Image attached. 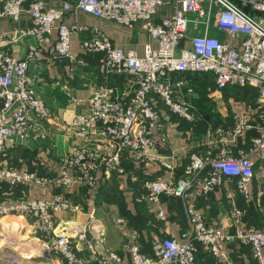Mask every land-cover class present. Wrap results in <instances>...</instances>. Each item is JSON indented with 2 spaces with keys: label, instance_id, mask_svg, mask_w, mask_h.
<instances>
[{
  "label": "built area",
  "instance_id": "obj_1",
  "mask_svg": "<svg viewBox=\"0 0 264 264\" xmlns=\"http://www.w3.org/2000/svg\"><path fill=\"white\" fill-rule=\"evenodd\" d=\"M61 8H53L41 0H5L3 16L18 22L22 11L29 15L28 28L14 27L0 32V156L5 157L12 139L37 140L41 130L53 118L46 100L37 93L36 85L44 82L31 76V64L39 69L49 64L60 65L80 60L71 53L75 36H83L80 48L84 55L97 57L98 74L107 81L112 77L125 80L126 93L114 96L111 89L100 86L87 98L88 113L74 117L70 127L81 142L60 161L53 175H40L28 168L15 169L0 163V185L8 188L39 186L55 190L50 199L25 197L0 201V220L8 217L31 219L47 251L61 258L64 264H199L196 243H200L217 264H240L230 257L223 244L237 241L249 247L254 264H264V232L253 229L225 234L222 229L207 225L203 216L187 209L188 225L181 239L165 235L151 243V253L144 254L135 242V232L124 235L131 243L126 253L119 254L105 245L102 226H95V216L70 233L58 231V214L83 212L81 201L70 195L73 189L97 190L100 182L118 172L126 155L143 164L158 163L171 171L164 162L154 140L157 133L165 139V124L158 102L169 113L194 123L192 106L174 96L173 76L206 74L213 78L214 89L252 88L257 91V109L234 115L229 129H218L222 138L216 153H192L183 173L169 180H144L145 200L155 204L162 197L184 199L197 182L202 193L220 187L224 179H234L237 194L250 203L248 186L254 178L253 155L264 160V0H60ZM172 5L173 16L155 21L161 6ZM72 11H83L95 18L122 26L144 21L149 41L139 57L134 50L124 51L97 27L66 26L64 17ZM190 16L195 19L191 20ZM214 22L219 31L236 40L227 43L209 35ZM201 25L202 34L187 40L190 24ZM47 58L42 46L51 42ZM31 41V42H28ZM22 44L24 57L16 60L1 46ZM7 47V46H5ZM41 60V61H40ZM178 81L175 87H180ZM191 92V90H189ZM256 136L247 151L233 156L230 142L245 131ZM53 189V190H52ZM264 194V180L260 187ZM239 209L233 210L240 217ZM160 221L165 217L157 212ZM122 224V221H118ZM126 238V237H125ZM1 249V247H0ZM3 254V251H0Z\"/></svg>",
  "mask_w": 264,
  "mask_h": 264
},
{
  "label": "crops",
  "instance_id": "obj_2",
  "mask_svg": "<svg viewBox=\"0 0 264 264\" xmlns=\"http://www.w3.org/2000/svg\"><path fill=\"white\" fill-rule=\"evenodd\" d=\"M4 1L0 0V32L9 33L14 27L28 28L30 20L26 10L21 12L16 23L2 15L1 8ZM41 1L57 9L62 6L60 0ZM174 13L175 9L172 5L161 6L157 11L155 21L169 18ZM190 19L194 20L195 17L190 16ZM63 23L66 26L97 27L115 47L124 51L134 50L139 57L143 56L144 46L148 42L154 48L157 47L156 41H149L144 21H136L127 27L95 18L83 11H72L64 17ZM202 31L201 25L191 23L184 47L189 48V39L194 35L202 34ZM209 35L227 43L234 45L237 43L234 38L219 31L214 22L209 25ZM55 38L54 32L51 42L42 46L43 59L47 58ZM81 39L83 36L77 35L71 42V53L80 60L77 64L66 60L60 65L49 64L41 69L37 67L36 62L31 64V76L34 78L40 76L44 80L36 85V91L46 100L53 112V118L48 121L46 128L40 131L37 140L12 139L9 141L7 144L12 147H9L5 157L0 156V163L17 170L28 168L41 175H53L54 171L56 173L60 168L59 161L82 140L79 133L70 127V123L74 117L88 113L86 100L91 93L100 86L111 89L114 96H122L126 93L123 78L112 77L104 81L98 74V58L83 54L80 48ZM1 47L8 49V54L16 60L24 57L25 46L22 44L7 45L4 43ZM178 81H181L182 85L175 87ZM171 83L175 88L174 96L191 105L195 116L194 123L187 122L169 113L158 102L165 124V139L155 133L154 140L159 155L165 163L172 166V170H166L158 163L143 164L126 155L119 171L113 172L108 180L100 182L97 190L87 191V193L79 189L71 190L73 196L76 195L75 200L77 196L81 199L82 194L84 195L81 199V201L84 200L82 201L84 209L81 213L58 214V231L70 233L76 228H82L88 222L89 214L93 213L94 224L102 226L105 245L108 249L125 254L126 245L131 241L123 232L125 231L126 234L135 232L137 238L132 242L140 246L142 253L149 255L153 241L165 235L177 240L181 239V233L188 225L186 210L191 208L203 216L207 225L220 228L225 234H233L241 229L264 232V194L260 190L264 180V160H259L257 155L251 157L254 162V178L248 186L250 203H244L241 200L237 194L234 179H224L220 187L206 194L202 193L201 182H197L184 199L162 197L155 204H150L145 200V190L142 186L144 180L158 178L169 180L180 176L187 165L190 154L217 152L222 141L217 130L229 129L233 124L234 115L257 109L255 89L247 87L217 92L210 75L173 76ZM254 136H256L254 130L245 131L241 137L230 142L231 154L235 157L240 152L247 151ZM50 190L45 191L39 186L5 189L0 185V201L6 197L11 199L25 197L29 200L50 199L56 192L53 189V191ZM78 191H80L79 195H77ZM101 207H104L106 212L103 211L100 214ZM234 209L241 211L239 218L233 216ZM158 211L163 212L164 221L158 219ZM15 218L18 217L5 218L6 220L12 219L7 222V225L21 220V218L17 220ZM118 221H122V224ZM35 240V246L32 248L35 255L24 252L20 253L19 258L16 257L14 261L7 262L5 254H1L0 264H64L61 258L47 251L42 240L39 238ZM196 247L199 264H212L209 259L210 254L203 246L196 243ZM223 247L227 254L240 264H254L250 257L249 247L237 241L225 243Z\"/></svg>",
  "mask_w": 264,
  "mask_h": 264
},
{
  "label": "rangeland",
  "instance_id": "obj_3",
  "mask_svg": "<svg viewBox=\"0 0 264 264\" xmlns=\"http://www.w3.org/2000/svg\"><path fill=\"white\" fill-rule=\"evenodd\" d=\"M14 156V154L12 155ZM41 175V174H40ZM74 198L75 196L72 195ZM84 198V195L82 194V199ZM80 200L81 199H77ZM84 202V200H82ZM81 201V202H82ZM82 202V205H83ZM84 209V205H83ZM101 213L106 212L104 207H101ZM16 220L18 218H15ZM12 219H1L0 220V251H3V254L6 256V261L7 262H12L16 257L19 258L20 253H31L35 255L32 251V248H34V241L36 242L35 239H40V236L38 232L36 231L32 220L31 219H24L21 218L20 221L22 222H17L14 221L13 224L7 225V222H10ZM14 220V219H13ZM42 247V246H41ZM43 248H45L43 246ZM14 249V250H13ZM11 251H13L11 253ZM1 255V254H0ZM207 255H209L207 253ZM209 259L211 260L212 264H217L212 257L209 255Z\"/></svg>",
  "mask_w": 264,
  "mask_h": 264
},
{
  "label": "trees",
  "instance_id": "obj_4",
  "mask_svg": "<svg viewBox=\"0 0 264 264\" xmlns=\"http://www.w3.org/2000/svg\"><path fill=\"white\" fill-rule=\"evenodd\" d=\"M3 187H4L5 189L8 188V186H6V185H2V188H3ZM79 190H80V189H79ZM80 191H85V192L87 193L88 190H87V189H82V190H80ZM80 191H78V194H77V195L80 194V193H79ZM70 195H71V197H72V195H73V194H72V191H71ZM75 196H76V195H75ZM77 198L79 199L80 197L77 196ZM72 199H73L74 201H76L73 197H72ZM81 199H82V198H81ZM142 252H143V251H142ZM197 255H198V254H197Z\"/></svg>",
  "mask_w": 264,
  "mask_h": 264
}]
</instances>
